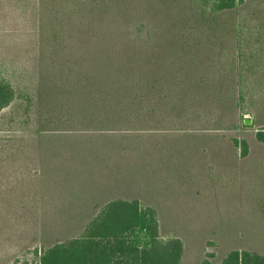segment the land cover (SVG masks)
Segmentation results:
<instances>
[{"label": "rangeland", "instance_id": "rangeland-1", "mask_svg": "<svg viewBox=\"0 0 264 264\" xmlns=\"http://www.w3.org/2000/svg\"><path fill=\"white\" fill-rule=\"evenodd\" d=\"M18 2L0 0V80L11 84L15 93L13 103L0 112V152L7 154L1 163L0 191L14 187L17 193L9 195L16 199L35 185L34 162L21 155L40 136L33 130L42 111L37 97L36 13L33 0ZM211 26L214 33L209 36L212 44L207 45L208 50L214 51L213 43L223 40V47L232 43L234 50L239 47L242 51L245 63L238 68L244 71V79L234 110L222 107L213 114L208 108L189 106L170 116L169 112L162 115L168 107L161 104L157 119L151 120L147 99L139 123L100 128L97 122L105 117L96 113L85 123L87 128L58 123V132L42 133L44 145L56 150L55 159H49L52 166L65 167L61 179L55 180L56 174L50 172L53 197L48 199L60 204L45 210L41 235L36 215L0 214V264L31 260L30 252L41 244L48 247L70 239L115 199H136L141 208H151L160 239L181 241L180 264L203 260L218 264L233 250L264 255V144L256 139V132L264 129V65L253 66L258 54L264 59V0H246L220 13ZM146 33L132 31V36L144 39ZM234 38L238 43H233ZM63 47L59 66L72 63L73 68L62 71L65 77L60 83L64 85L56 87L68 91L71 83L77 93L83 76L89 75L76 67L69 42ZM212 66L214 63L208 67ZM53 91L50 86L47 94ZM74 97L65 93L55 97L58 107L46 116L66 119L67 108L78 111L76 102L81 100ZM200 114L213 117L199 122L196 115ZM241 141L247 144L245 156L236 145ZM66 203H73V209H67Z\"/></svg>", "mask_w": 264, "mask_h": 264}, {"label": "trees", "instance_id": "trees-1", "mask_svg": "<svg viewBox=\"0 0 264 264\" xmlns=\"http://www.w3.org/2000/svg\"><path fill=\"white\" fill-rule=\"evenodd\" d=\"M19 1L26 4L29 0ZM245 1L33 0L38 35L37 97L42 111L38 112L33 130L40 136L33 138L35 144L23 152L21 158L34 162L35 185L23 190L24 194L18 199L9 195L17 193L16 188H6L4 193L0 185V193L5 195L0 200V214L36 215L35 225L41 235L45 210L56 209L60 204L48 199V196L53 197L51 173L56 174L55 180L61 179L65 168L61 164L52 166L49 159H55L56 150L44 145L42 133L58 132V123L82 124L87 128L85 123L96 113L98 117H105L97 122L100 128L113 127L120 122L139 123L147 99L151 102L148 104L151 120L157 119L161 104L165 109L168 107L162 115L169 112L170 116L189 106L208 108L213 114L217 109L222 111V107L233 111L244 79V71L238 68L245 63L242 51L239 47L234 50L232 43L223 47V40L213 43L214 51L208 50L207 45L212 44L209 38L214 33L212 21ZM145 30L146 38L135 35ZM132 31H135L134 36ZM68 42L75 52L76 67L89 75L83 76V85L77 93L71 83L68 91L58 89L65 77L62 71L73 68L72 63L70 67L59 66V54ZM233 43L238 40L234 38ZM228 50L230 53L222 54ZM221 59L227 60L221 62ZM212 63L214 66L208 67ZM226 64L228 67L222 68ZM258 65H264L261 54L253 62V66ZM50 86L54 91L49 96ZM62 93L79 97L81 103L76 102L79 112L67 108L66 119L46 116L56 110L54 99ZM14 100L11 84L0 80V112ZM213 114L204 117L211 120ZM75 117L78 120H74ZM204 117L196 115L199 122ZM256 139L264 144V129L256 132ZM236 145L245 156L246 142H236ZM2 159L7 160L6 152H0V170ZM66 204L67 209H73V203ZM30 253L31 260L24 258L15 264H180L183 248L178 238L160 239L157 216L151 208H141L136 199H115L101 207L83 230L70 239L48 247L41 244ZM208 257L212 258L213 254ZM200 264L215 263L203 260ZM218 264H264V255L233 250Z\"/></svg>", "mask_w": 264, "mask_h": 264}, {"label": "water", "instance_id": "water-1", "mask_svg": "<svg viewBox=\"0 0 264 264\" xmlns=\"http://www.w3.org/2000/svg\"><path fill=\"white\" fill-rule=\"evenodd\" d=\"M245 123H249V121L248 120H245Z\"/></svg>", "mask_w": 264, "mask_h": 264}]
</instances>
